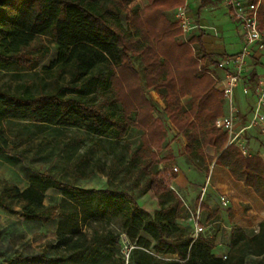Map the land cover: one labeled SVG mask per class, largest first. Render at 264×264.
Here are the masks:
<instances>
[{
  "label": "trees",
  "instance_id": "obj_1",
  "mask_svg": "<svg viewBox=\"0 0 264 264\" xmlns=\"http://www.w3.org/2000/svg\"><path fill=\"white\" fill-rule=\"evenodd\" d=\"M146 1L143 10L133 13L129 10L133 0H0V70L31 66L47 58L51 52L47 45L40 44L38 54L29 53L43 39L55 46L52 66H58L60 73L71 70L69 84L57 83L50 93L26 96L0 91V156L9 157L11 151L9 123L72 128L93 140L109 142L126 140L132 129L143 132L136 151L127 145L123 155L112 158L106 176L111 182L120 181L104 189L82 188L51 172L31 170L23 189L0 179V209L31 223H57L55 240L29 254L0 249V264H99L101 260L126 264L122 233L135 246L131 256L141 253L136 264H247L251 257L264 258V221L252 234L233 227L222 256L215 255L216 235L200 234L194 239L193 225L186 224L185 204L171 189L177 174L171 168L154 169L161 163L167 127L161 117H154L157 105L147 98L145 89L159 93L166 105L163 114L187 142V155L205 159V150L214 149L208 161L227 169L264 204V138L257 140L258 151L253 154L249 141L253 128L245 132L251 157L227 147L228 135L216 127L224 114L223 95L209 73L216 72L218 57L206 53L204 31L183 40L182 30L168 17L184 0ZM258 21L264 29V1ZM194 46L206 66H200ZM133 57L141 59L142 74ZM262 66L261 59H256L244 76L243 83L252 93ZM187 96L192 98L188 109L182 104ZM243 120L248 126L249 107ZM92 143L101 149L96 141ZM72 173L74 179L84 176L81 164ZM51 190L63 196L60 204H45ZM147 193L157 199L158 211L139 204L138 198ZM207 210L201 200L200 211ZM207 212L211 223L218 211ZM114 219H119V229L112 227ZM93 222L100 228L92 227Z\"/></svg>",
  "mask_w": 264,
  "mask_h": 264
},
{
  "label": "rangeland",
  "instance_id": "obj_2",
  "mask_svg": "<svg viewBox=\"0 0 264 264\" xmlns=\"http://www.w3.org/2000/svg\"><path fill=\"white\" fill-rule=\"evenodd\" d=\"M198 1L199 4H201V20L211 24L210 26L214 28H218L216 22L222 23L223 32L218 38H221V42L225 43L227 49H230L229 46L232 42L240 43L239 36L242 34L241 28L232 20L231 15L222 2L211 7V3L205 4L203 0ZM146 6V0H133L129 5V10L134 13L143 10ZM175 11L176 9L168 13V17L174 25H176L174 22ZM122 21L126 25L125 16L122 17ZM204 32L207 35L210 34L213 37H217V31L214 29L209 33H207V30ZM192 33L195 35L200 34L199 31H194ZM192 33L187 36V41L194 36ZM40 44L47 45L50 48V55L31 66L14 65L9 69L0 70V91H6L16 95L38 96L42 93L53 92L57 87V83L60 85L69 84L71 80V70L67 68L60 73L58 66H52L53 61H55L57 57L54 44H50L47 39H43L40 43L33 45L29 53L38 54L39 52L37 50ZM194 50L198 61L200 58L203 61L202 63L199 61L200 66H206L198 47L194 46ZM256 59L258 58H253L251 62L254 64ZM133 63L135 68L142 74L143 66L141 59L133 57ZM262 63L264 65V59ZM258 69L259 73L263 75L264 66ZM212 74L215 77L219 76L218 71H212ZM213 75L211 76L213 77ZM215 86L219 90L216 81ZM145 93L147 98L157 105V111H154V117H161L165 121L167 127L164 149L160 152L161 163L158 167H154V169L164 170L165 168H171L174 171V168H176L178 171H174V173L177 175L183 173L185 180L189 184V189L191 190L188 195L190 198L189 201L188 197H186L183 192H180L177 188L175 190L178 191L181 198L183 197L193 214H195V209H198L200 206L201 200L204 199L199 189H201V187H206L208 184L209 186L213 185V187H215L214 201L215 204L217 203L218 207V216L215 220H217L218 223L212 225V222H207L208 212H200V221L201 224L205 226L204 235H216L218 237V246L215 253L216 256H222L228 250L230 230L237 226L234 219L239 218L240 222L244 221L248 228L246 231L249 234L256 233L259 228L257 223L261 219H264V215L261 213L264 208L261 206V209H259L256 206L257 203L252 202L255 206V211H249L252 205L248 204L247 207L240 202L237 205V210L239 212L238 216H236L233 213V205L234 203H238V200L235 199V195L239 199L241 196H249V192L239 193L238 184L232 180L229 171L227 170V172L221 169L218 171V167L208 161V157L211 156L209 153H213L212 148H207L205 150V159L200 156L192 157L187 155L184 147L186 140L183 136L178 134L176 128L168 121L166 115L163 114L166 105L159 93L153 89H145ZM185 98L186 97L182 99V104L188 109L191 106L192 98L190 97L191 100L189 101L185 100ZM237 100L240 110L238 126L242 128L244 126L243 114L248 109V100L243 94V87L241 84L237 89ZM222 101L224 105V116L226 113L224 98ZM6 126L8 128L7 135L9 137L11 151L8 154L9 157L6 155L0 156V179L14 183L22 189L28 185L30 170L51 172L64 182L76 184L82 188H105L110 185L113 186L120 180L119 178H115L111 182L106 176L109 167L112 166V158L123 155L127 145H130L133 152L136 151L141 145V137L143 134L139 129H132L126 140L121 142H109L106 140H93L87 134L72 128L54 129L47 126L36 128L27 123H9ZM252 132V137L249 138V141L254 154L258 151L257 140H263L264 135H259L256 127H253ZM92 141H96L101 146V149L94 146ZM78 163L81 164V173H83L84 176L74 179L72 171L73 167ZM122 184L127 185L128 182H123ZM173 184L174 181H172L171 186H173ZM220 184L226 187H219ZM207 189L208 192L212 191L211 187ZM226 190L232 191L230 195L234 197L232 200L233 205L228 207H224L220 203V197L222 195L226 197L228 201L230 199L229 194L223 192ZM57 194L58 193L52 190L47 192L46 204L50 205L52 203H57V201L61 199ZM143 196L145 197V195ZM143 196H140L138 199L147 201V207L155 206V198L152 193L148 195L152 199V203L151 201L148 202V196L142 198ZM190 210L185 207V214L188 218H192ZM112 224L114 229H119V219H114ZM186 224L189 225L188 222ZM191 225H193L192 221ZM92 227L100 228V224L93 222ZM0 229L2 231V237L0 239V246L2 247L0 249L7 250V253L10 251L8 250L9 248L25 254L37 252L47 241H53L55 237V222L46 225L31 223L25 221L20 214H11L2 209H0ZM140 254L141 253H133L132 256L130 255V257L126 259V264H136ZM2 259L3 257L0 256V261ZM163 260L170 261L171 259L165 258ZM99 264H106V262L101 260ZM247 264H264V258L258 259L251 257L248 259Z\"/></svg>",
  "mask_w": 264,
  "mask_h": 264
},
{
  "label": "built area",
  "instance_id": "obj_3",
  "mask_svg": "<svg viewBox=\"0 0 264 264\" xmlns=\"http://www.w3.org/2000/svg\"><path fill=\"white\" fill-rule=\"evenodd\" d=\"M192 0H184V5L176 9L174 13V22L183 32L184 39L193 31L199 30L200 27L194 23L191 9ZM264 0H222L223 4L230 12L232 19L239 24L244 37V48L234 56L225 57L216 65V71L219 76L213 75L220 92L223 94L226 113L216 121V127L228 135L227 147L234 146L239 149L246 157L253 154L246 145L245 132L253 127L258 128L264 135V74L260 75L254 93L249 85L243 83L244 76L247 75L248 61L253 55L259 54L264 56V29L259 25L258 10ZM202 63V59H199ZM243 87V94L247 97L248 107L251 109V120L248 126L239 128L240 110L237 100V89L239 85ZM253 94V97L251 96ZM264 158V154L262 155ZM174 171L178 169L174 168ZM171 189L175 191L174 187ZM206 192V187L202 190V197ZM220 203L228 207L229 201L226 197L220 198ZM191 221L194 227V239L203 234L205 227L200 221V206L192 213ZM122 244V254L128 259L135 246L131 243L126 234L120 235Z\"/></svg>",
  "mask_w": 264,
  "mask_h": 264
},
{
  "label": "crops",
  "instance_id": "obj_4",
  "mask_svg": "<svg viewBox=\"0 0 264 264\" xmlns=\"http://www.w3.org/2000/svg\"><path fill=\"white\" fill-rule=\"evenodd\" d=\"M202 1V0H201ZM204 1V3L205 4H209V3H211V7L212 6H215L216 4H218L219 2H222V0H203ZM222 4H223V2H222ZM224 5V4H223ZM190 6H191V9H192V16L194 17V23L195 24H197L199 27H200V29L199 30H195V32H197V31H199L200 32V30H203V31H205V30H207V33H209L211 30L213 31V29L214 30H216L217 31V33H216V36L217 37H213V36H211L210 34H206L205 32V35H204V37H203V47H204V49H205V51H206V53L207 54H210V55H214V56H216V57H218V62L220 61V60H222L223 58H225V57H229V56H234V55H237V54H239L240 52H241V50L244 48V37H243V33L239 36L240 37V43H238V42H232L231 44H230V49L228 50L227 49V46H225V43H222L221 42V38H218L219 37V35L220 34H222V23L221 22H216V24L218 25V28H214V27H212V26H210L211 24H209V23H207V22H205V21H203V20H201V14H202V11H201V4H199V1L198 0H192L191 1V4H190ZM224 7L225 8H227L225 5H224ZM228 10V9H227ZM228 13L230 14V12H229V10H228ZM232 18V17H231ZM233 20V19H232ZM234 21V20H233ZM235 22V21H234ZM236 23V22H235ZM236 24H238V23H236ZM239 25V24H238ZM220 27V28H219ZM194 32V31H193ZM242 32V31H241ZM192 34H194V33H192ZM195 35V34H194ZM231 49H233V50H231ZM253 58H258V59H261V61L264 59V56H260L259 54H256V55H254V56H252ZM252 57L251 58H249V61H248V70H250L252 67H253V63L251 62V60H252ZM260 75H262V74H260ZM185 100H187V101H189V100H191V98L190 97H186L185 98ZM186 145H187V142H185L184 143V147H186ZM213 151V153H209L211 156L214 154V149H212ZM214 165V164H213ZM217 167V166H216ZM223 170V171H227V169H225V168H221V167H218V171L219 170ZM217 171V172H218ZM228 172V171H227ZM232 180H234L233 178H232ZM174 181V184H173V187H174V189H178L180 192H183V194L186 196V197H188V195H189V192H191V190L189 189V184H188V182L185 180V176L183 175V173L181 174H179V175H177V177L173 180ZM234 182L235 183H237L238 184V191H239V193L240 192H244V193H248L249 192V196H247V197H243V196H241V198H237L236 197V195H235V199L236 200H238V203H234V205L232 204V200L234 199V197H232L231 195H230V192H232V191H229V190H226V191H223V192H227L228 194H229V196H230V199H229V205L228 206H231V205H233V207H234V211H233V213L236 215V216H238V210H237V205L241 202L243 205H248V204H251L252 206L249 208V211H255V206L252 204V202L253 203H257V208H259V209H261V206L264 208V204H263V202L256 196V194L254 193V191L251 189V188H247V187H245L243 184H241V183H239V182H236L235 180H234ZM211 187L212 188V191L211 192H208V187ZM206 186V195L205 196H203L204 197V199H203V203H204V205L207 207V209L209 210V211H218V207H217V203L215 204V201H214V190H215V187H213V185H211V186H209V184ZM219 187H226V186H224L223 184H220L219 185ZM106 188V187H105ZM205 187H201V189H199L201 192H202V190L204 189ZM88 189H92V188H88ZM95 189H104V188H95ZM49 192V191H48ZM175 193H177L179 196H180V194L178 193V191L177 190H175L174 191ZM150 193H147V194H145V197L143 196L142 198H146L148 195H149ZM218 194V193H217ZM232 194H235V193H232ZM219 195V194H218ZM57 196L58 197H60L61 199L59 200V201H57V203H52L51 205H58V204H60L61 202H62V200H63V196L62 195H60L59 193L57 194ZM154 196V195H153ZM223 196V195H222ZM221 196V197H222ZM220 197V198H221ZM154 198H155V196H154ZM180 198H181V196H180ZM147 199H148V202L149 201H151V203H152V199L148 196L147 197ZM182 200H183V202H184V204H185V207L186 208H188L189 210H190V208H189V205L185 202V200L183 199V197L181 198ZM189 197H188V201H189ZM258 200V201H257ZM138 202H139V204L140 205H142L143 207H145V208H147L148 210H150V211H158L159 209H160V205H159V203H158V201H157V199L155 198V206H152V207H147V201H143V200H141V199H138ZM45 204H46V198H45ZM149 204V203H148ZM46 205H48V204H46ZM236 207V208H235ZM248 207V206H247ZM197 209V208H196ZM196 209H195V211H196ZM207 210V211H208ZM206 211V212H207ZM201 212V211H200ZM192 211L190 210V214L192 215ZM261 213L264 215V210H262L261 211ZM234 221H235V223L237 224V227H239V228H242V229H248L247 228V226L245 225V223H244V221H241L240 222V220H239V218H235L234 219ZM264 221V219H261L258 223H257V225L259 226L260 225V223H262ZM189 223V222H191V217L190 218H188V220L186 221V223ZM216 223H218V221L217 220H215V221H213L211 224L213 225V224H216ZM39 224V223H38ZM203 225V224H202ZM204 226V225H203ZM211 226V225H210ZM205 227V226H204ZM56 228H57V223L55 222V232H56ZM56 235V234H55ZM217 239H218V237H217ZM53 240H55V237L53 238ZM215 255H216V253H215Z\"/></svg>",
  "mask_w": 264,
  "mask_h": 264
}]
</instances>
